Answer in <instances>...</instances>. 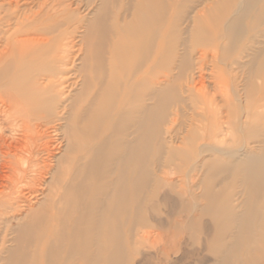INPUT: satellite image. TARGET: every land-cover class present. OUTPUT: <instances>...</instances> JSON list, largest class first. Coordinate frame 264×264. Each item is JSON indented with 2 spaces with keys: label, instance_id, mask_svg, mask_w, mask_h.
I'll list each match as a JSON object with an SVG mask.
<instances>
[{
  "label": "bare ground",
  "instance_id": "1",
  "mask_svg": "<svg viewBox=\"0 0 264 264\" xmlns=\"http://www.w3.org/2000/svg\"><path fill=\"white\" fill-rule=\"evenodd\" d=\"M80 1L0 0V127L15 132L0 134V246L13 236L3 264H133L137 243L161 236L145 227L168 224L148 192L179 184L168 177L175 158L203 169L201 194L187 208L184 192L174 200L179 213L199 211L185 224L209 252L198 264H264V0L180 8L175 23L187 13L189 25L166 82L151 75L178 48L173 30L171 53L156 46L169 0ZM218 43L232 77L217 74L207 89L204 47ZM175 105L190 115L184 140L178 128L164 135Z\"/></svg>",
  "mask_w": 264,
  "mask_h": 264
},
{
  "label": "rangeland",
  "instance_id": "2",
  "mask_svg": "<svg viewBox=\"0 0 264 264\" xmlns=\"http://www.w3.org/2000/svg\"><path fill=\"white\" fill-rule=\"evenodd\" d=\"M172 4H171V9L169 12V16L167 17L166 22L164 23V25L161 28V33L157 38L156 41V46H158V48L160 50H162V53H165V55L171 53V52H166L167 50V36L168 33L171 32L173 30V34L171 36V38L173 39L171 42L172 46H178L177 49L173 50L174 55H172L171 57L173 58V60H170V62L168 64L163 63L159 66H157L155 68V72L154 75H151V78H155V76H157L158 80H162L164 82H166L165 80H171L173 78H175V75L179 72L178 71V61L177 58L179 56V53L182 52L183 46L184 45H180L179 43V32L183 31L184 28H186L189 25V19L188 17H186L188 14L185 13V17H183L177 24V22L175 23V19L177 17V15L179 14V9H182V13L184 15V12H188V10L191 8L190 5L192 4V1L190 0H169ZM212 3L213 2H209ZM97 2H93L91 5V9H95ZM181 4V7H179V5ZM79 5L82 6V10L86 7V0H81L79 2ZM116 6V3L114 4ZM173 5V7H172ZM117 7V6H116ZM115 7V8H116ZM203 5L199 6L196 10V13L199 12L200 10H203ZM133 16V14H132ZM131 15H129L127 17V19H129L130 17H132ZM61 17V16H60ZM59 17V18H60ZM61 19V18H60ZM179 20V19H178ZM85 22L81 23L82 25ZM174 23V24H173ZM85 27H81L80 30H84ZM81 32H79V36L77 37V39H81ZM186 35V34H184ZM190 35V34H188ZM119 37H122L119 35ZM190 37V36H189ZM116 36L112 37V41H110V45L109 46H114L116 42ZM78 43V42H77ZM81 44V45H80ZM118 44V42H117ZM77 46H85L84 43H78L76 44V48ZM189 46H193V43L191 41H189ZM202 46H199L198 48H201ZM204 48H206V51L209 53V56L207 57V60L204 65L206 66L205 69H203V75L202 76V80H200L201 83H204L207 85V89H210L209 85L210 82L213 80H219V78H223V76L227 77L229 80H231V73H230V66L227 65L225 62H221L219 59V54L221 53V46L220 43H218L217 45H210V46H205ZM159 50V51H160ZM77 57L81 56V54L83 53V50L77 51ZM175 53L177 55H175ZM212 55H214L215 57H212ZM216 57L218 59V61L216 60ZM215 58V59H214ZM81 59H78V62H80ZM212 60H214V63ZM216 60V61H215ZM229 63V62H228ZM150 67V63L147 65L146 69H149ZM146 74V72H145ZM144 74V75H145ZM217 74H221V77L216 78L215 75ZM156 79V78H155ZM199 79V77L197 78ZM184 84V83H183ZM182 85V83H181ZM178 107L177 105L173 106L172 108V112L168 118V122H166V124L164 125L165 127V136L169 137V136H173L175 133V129L178 128L179 133L181 135L180 139H185V134L188 133V128H189V123H190V115H184L183 112L181 113L180 110H177ZM187 110V109H185ZM191 110V109H190ZM190 110H187V112L189 113ZM180 119H182V122H180ZM184 121V122H183ZM186 123H188V126L185 125ZM183 124V125H182ZM180 125V126H179ZM5 128V129H4ZM175 128V129H174ZM11 126L9 124H6L2 127H0V134H2V136L6 137V138H11L12 134H15L14 131H11ZM52 134L54 135V143H57V139L56 137H58L59 135H56V132H52ZM52 140L51 142L53 143V139L52 137L48 136L45 137L44 140ZM183 139V140H184ZM183 140H179L178 142L173 140L174 145L182 142ZM55 145V144H53ZM170 148V147H169ZM197 148V147H196ZM169 153L164 154V162L165 160H167V163L170 162L169 159ZM188 160V159H187ZM182 162L183 165H179V163ZM172 167L174 168V172L172 174H168L169 179H173L175 178L176 180H179L177 183H179L176 186H171V187H166V188H160L158 189V193L157 196H153V194H151L150 190H149V197H153L154 199H157L156 202H158V207L159 209L156 211H159L161 213V215L166 219V221L168 222V224L166 226H159V225H155L153 224L151 227H145V229L151 230V232L155 235L158 236L159 233H161V236H158L159 242H157L156 244H151L150 242L145 243V245L143 243L138 242L137 244L139 245V247H141V251L140 253H137L136 251H132L131 252V259L133 260V264H198V257H202V255L204 254V252H208V250H202L200 247V242H195L193 240V238L187 237L189 236V233L185 227L186 221H187V216L188 214H199V211L197 210H192V209H188L186 210L185 208H187V201H190L189 199L192 198L193 194L197 195V194H201V192L203 191V188H196L193 186V184L195 182H198L203 174V169L202 170H198L196 169L193 173H190L189 171V163L190 162H186L184 160H182L181 158H175L174 160H172ZM179 166H178V165ZM156 167V166H155ZM33 188H29L26 189L25 191L28 193H31L30 190H32ZM166 190V194L171 195V200L173 199V204H174V210L172 211L171 215H168L167 210L171 209V202H167V201H161L160 198L162 197L163 192ZM184 192V197H187V200H184V211L182 212H178V207L179 204L178 202L174 201L176 200V198H178L176 195L179 192ZM168 195V196H169ZM189 198V199H188ZM204 200V199H203ZM239 201V200H237ZM176 204V205H175ZM177 207V208H176ZM145 212L150 215L152 213L155 212V210H150L149 208H147V210H145ZM205 218H209V215L205 214L204 215ZM177 222H179V224H177ZM21 224V223H20ZM174 224V225H173ZM19 225L18 221L16 219L12 220V228L16 229L17 226ZM153 230V231H152ZM11 230H7V235L4 239L3 245L0 246V250H1V254L2 256H6V252H7V248L9 247L11 241H5L9 238H13ZM188 233V234H187ZM187 238V239H186ZM183 247V248H182ZM199 247V248H198ZM209 253V252H208ZM143 254V255H142ZM164 254H168L169 258H163V256H165ZM213 257V254L210 253L209 257ZM208 258V257H207ZM3 260L4 259H0V264H3ZM172 261V262H171Z\"/></svg>",
  "mask_w": 264,
  "mask_h": 264
}]
</instances>
